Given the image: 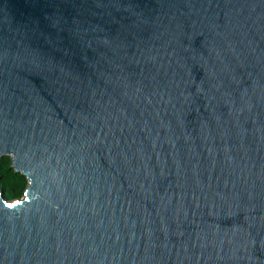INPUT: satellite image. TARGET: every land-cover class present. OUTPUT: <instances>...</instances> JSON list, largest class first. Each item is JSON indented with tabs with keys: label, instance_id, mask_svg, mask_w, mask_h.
Wrapping results in <instances>:
<instances>
[{
	"label": "water",
	"instance_id": "water-1",
	"mask_svg": "<svg viewBox=\"0 0 264 264\" xmlns=\"http://www.w3.org/2000/svg\"><path fill=\"white\" fill-rule=\"evenodd\" d=\"M2 154L0 264H264V0H0Z\"/></svg>",
	"mask_w": 264,
	"mask_h": 264
},
{
	"label": "trees",
	"instance_id": "trees-1",
	"mask_svg": "<svg viewBox=\"0 0 264 264\" xmlns=\"http://www.w3.org/2000/svg\"><path fill=\"white\" fill-rule=\"evenodd\" d=\"M28 178L11 165L9 154L0 155V189L6 198L18 197L22 195Z\"/></svg>",
	"mask_w": 264,
	"mask_h": 264
},
{
	"label": "snow or ice",
	"instance_id": "snow-or-ice-1",
	"mask_svg": "<svg viewBox=\"0 0 264 264\" xmlns=\"http://www.w3.org/2000/svg\"><path fill=\"white\" fill-rule=\"evenodd\" d=\"M19 203V202H18ZM13 205H8V207H12Z\"/></svg>",
	"mask_w": 264,
	"mask_h": 264
}]
</instances>
